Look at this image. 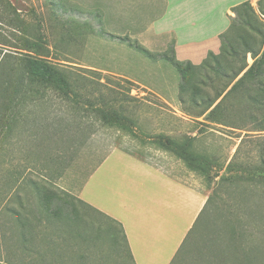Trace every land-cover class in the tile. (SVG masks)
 <instances>
[{
    "label": "rangeland",
    "instance_id": "obj_1",
    "mask_svg": "<svg viewBox=\"0 0 264 264\" xmlns=\"http://www.w3.org/2000/svg\"><path fill=\"white\" fill-rule=\"evenodd\" d=\"M165 6L166 0H0V51L14 57L37 56L67 71L78 95L66 98L47 92L39 102L25 106L21 124L0 135V247L16 248L20 242L11 238L16 222L5 212L7 207L24 217H46L39 202L43 196H57L60 201L54 209L58 208L67 226H50L49 238L63 249L68 245V258L83 256L85 264H132L116 223L88 208L61 182L70 167L83 173L88 162L106 155L107 148L120 147L206 189L205 232L185 264H238L242 249L253 248V239L239 236L245 216L237 210L236 201L242 196H264V187L240 184L241 191H248L239 193L237 187L219 189L216 184L234 159L238 166L234 175L248 176L260 167L259 148L249 140L261 138L264 132L253 131L251 125L235 130L210 123L206 116H193L198 111L190 109L194 108L191 95L183 86L196 73L188 65L181 66V73L172 41L165 52H158L125 34H148ZM261 6L264 0L254 8L258 14ZM240 34L235 29L232 39ZM110 104L125 109L136 133L98 121L96 110ZM168 130L175 137L180 130L208 134L205 151L215 158L210 175L189 170L172 155L145 146H154L157 136H166ZM1 253L0 263H4ZM52 256L47 260L52 261Z\"/></svg>",
    "mask_w": 264,
    "mask_h": 264
},
{
    "label": "trees",
    "instance_id": "obj_2",
    "mask_svg": "<svg viewBox=\"0 0 264 264\" xmlns=\"http://www.w3.org/2000/svg\"><path fill=\"white\" fill-rule=\"evenodd\" d=\"M234 13L237 15L236 18L233 19L230 29L221 37L220 55L209 54L200 66H194L190 62L178 63L175 61L180 66L181 73H184L181 67L183 65H188L190 70L196 73L194 78L183 86V91L189 92L191 95V105L194 108L190 109L198 111V114L193 116L197 118L206 116V121L210 123L235 130H245L248 125H251L253 131L264 132V22L262 19L264 18V8L261 6L260 14H258L249 3H245L235 8ZM237 28L240 29L241 34L238 39H232V34ZM249 56L253 59L251 66L248 63ZM184 88L186 89L184 90ZM8 91H12V93L8 94ZM0 92L3 105H1L2 111L0 112V135L2 136L21 124L25 106L28 108V104L39 102L47 92H53L66 98H70L71 94L78 97L74 90L72 77L67 71L37 56L14 57L3 54L2 51H0ZM106 108L105 110H96L99 113L98 121L102 125L117 124L119 128L124 127L123 129L126 131L133 130L135 122L125 115V109L122 106L118 108L116 104H110ZM185 112L191 113L188 110ZM123 123L130 125L125 126ZM245 141V139L242 140L236 152L237 158L240 156ZM156 143L184 160L192 170L204 176L210 175L212 163L208 159L192 153L188 143L181 145L165 137H158ZM249 144H257L256 146L259 148L260 167L250 171L248 176L245 174L234 175L238 168L234 159L230 162L226 175L217 184L215 183L217 188L234 186L237 187L239 193H245L243 191H248V188L241 191L240 184L248 183V185L264 187V136L249 140ZM242 197L236 201V205L239 207L237 210L245 216L243 217L245 224L243 233L239 236L241 239L249 236L253 239L254 246L249 250L243 248L241 256L236 261L238 264H264V196ZM57 198V196H43L39 202L41 206L45 207L46 217L31 216L32 218H28L6 208L5 212L12 215L16 222L15 228L11 230V238H16L20 242L16 244V248L8 246L9 244L0 247V253L5 254L3 256L6 259L3 261L4 263L85 264L83 256L76 257L75 254H72L79 259L68 258V245L65 246L66 249H63L61 244L51 237L49 238L52 236L49 233L50 226H67V222L62 219L58 208L54 209V205L60 201ZM18 199L20 198L18 197ZM85 205L95 211L86 203ZM246 205L248 207L245 210ZM207 207L208 203L172 264H185L187 258L194 251L200 237L205 232L204 215ZM238 220L241 224L243 223L242 218ZM112 221L120 228L123 248L129 253L132 264H135L123 226ZM63 233L67 234L68 231H63ZM51 255H53V259L48 261L47 258ZM36 257L41 262H39L40 260L35 261ZM68 259L73 262H68Z\"/></svg>",
    "mask_w": 264,
    "mask_h": 264
},
{
    "label": "crops",
    "instance_id": "obj_3",
    "mask_svg": "<svg viewBox=\"0 0 264 264\" xmlns=\"http://www.w3.org/2000/svg\"><path fill=\"white\" fill-rule=\"evenodd\" d=\"M258 2L166 0L164 11L152 23L148 34L144 31L125 34L158 52H165L172 41L178 63L200 66L209 54H221V37L237 16L234 9L245 3L255 8ZM249 59L253 61L249 56L248 63ZM171 131L157 137L181 145L188 143L192 153L215 164L214 156L205 151L208 134L180 130L177 138ZM132 132L136 133L134 129ZM155 145L145 146L172 155L188 167L184 160ZM105 154L101 160L88 162L83 173L77 174L70 167L61 182L87 205L123 226L135 264H172L207 205L206 189L199 183L195 185V180L175 177L126 149L107 148Z\"/></svg>",
    "mask_w": 264,
    "mask_h": 264
}]
</instances>
